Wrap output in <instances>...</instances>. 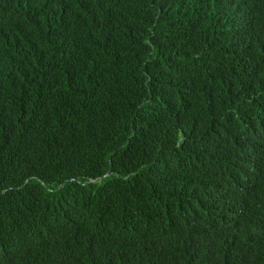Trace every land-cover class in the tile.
Instances as JSON below:
<instances>
[{"label":"trees","instance_id":"1","mask_svg":"<svg viewBox=\"0 0 264 264\" xmlns=\"http://www.w3.org/2000/svg\"><path fill=\"white\" fill-rule=\"evenodd\" d=\"M0 264H264V0H0Z\"/></svg>","mask_w":264,"mask_h":264}]
</instances>
